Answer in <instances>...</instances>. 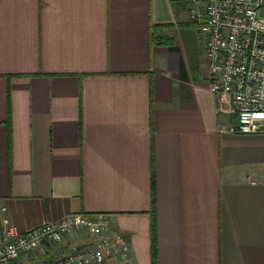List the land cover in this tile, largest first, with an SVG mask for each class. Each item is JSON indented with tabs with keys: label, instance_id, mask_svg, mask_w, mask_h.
<instances>
[{
	"label": "crops",
	"instance_id": "obj_1",
	"mask_svg": "<svg viewBox=\"0 0 264 264\" xmlns=\"http://www.w3.org/2000/svg\"><path fill=\"white\" fill-rule=\"evenodd\" d=\"M206 44L187 0H0V244L107 214L125 264H264V134L228 130Z\"/></svg>",
	"mask_w": 264,
	"mask_h": 264
},
{
	"label": "built area",
	"instance_id": "obj_2",
	"mask_svg": "<svg viewBox=\"0 0 264 264\" xmlns=\"http://www.w3.org/2000/svg\"><path fill=\"white\" fill-rule=\"evenodd\" d=\"M190 18L206 36L210 90L219 113L236 115L228 130L264 134V0H187ZM84 239L88 247H67V237ZM0 264H117L127 262L129 243L114 233L107 214L75 213L20 235L4 231ZM51 254L50 258L42 259Z\"/></svg>",
	"mask_w": 264,
	"mask_h": 264
},
{
	"label": "trees",
	"instance_id": "obj_3",
	"mask_svg": "<svg viewBox=\"0 0 264 264\" xmlns=\"http://www.w3.org/2000/svg\"><path fill=\"white\" fill-rule=\"evenodd\" d=\"M152 237H153V243H152V257L153 262L156 260L157 257V243H156V226L155 223H153V230H152Z\"/></svg>",
	"mask_w": 264,
	"mask_h": 264
}]
</instances>
